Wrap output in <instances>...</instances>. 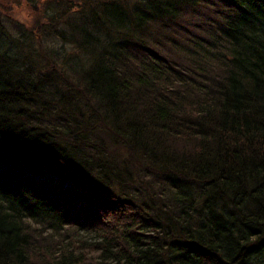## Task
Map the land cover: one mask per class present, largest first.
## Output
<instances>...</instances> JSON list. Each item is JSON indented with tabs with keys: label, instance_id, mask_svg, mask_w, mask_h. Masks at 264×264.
Here are the masks:
<instances>
[{
	"label": "trees",
	"instance_id": "obj_1",
	"mask_svg": "<svg viewBox=\"0 0 264 264\" xmlns=\"http://www.w3.org/2000/svg\"><path fill=\"white\" fill-rule=\"evenodd\" d=\"M0 9V264H264V0Z\"/></svg>",
	"mask_w": 264,
	"mask_h": 264
},
{
	"label": "rangeland",
	"instance_id": "obj_2",
	"mask_svg": "<svg viewBox=\"0 0 264 264\" xmlns=\"http://www.w3.org/2000/svg\"><path fill=\"white\" fill-rule=\"evenodd\" d=\"M0 9L31 26L45 22V16L53 12L46 7V0H0Z\"/></svg>",
	"mask_w": 264,
	"mask_h": 264
}]
</instances>
